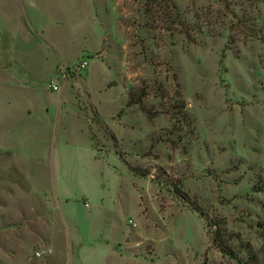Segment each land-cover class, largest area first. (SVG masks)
<instances>
[{
	"label": "rangeland",
	"instance_id": "rangeland-1",
	"mask_svg": "<svg viewBox=\"0 0 264 264\" xmlns=\"http://www.w3.org/2000/svg\"><path fill=\"white\" fill-rule=\"evenodd\" d=\"M172 1L0 0V264H264V0Z\"/></svg>",
	"mask_w": 264,
	"mask_h": 264
},
{
	"label": "trees",
	"instance_id": "trees-1",
	"mask_svg": "<svg viewBox=\"0 0 264 264\" xmlns=\"http://www.w3.org/2000/svg\"><path fill=\"white\" fill-rule=\"evenodd\" d=\"M145 12L149 16L152 28L173 31L176 29V26H181V14L177 5L172 0H146ZM130 103H133L132 99L130 100ZM132 172H135V170L133 169ZM175 192L186 201L190 200L188 195L182 190L177 188L175 189ZM192 207L195 211L202 214L195 204H192Z\"/></svg>",
	"mask_w": 264,
	"mask_h": 264
},
{
	"label": "built area",
	"instance_id": "built-area-1",
	"mask_svg": "<svg viewBox=\"0 0 264 264\" xmlns=\"http://www.w3.org/2000/svg\"><path fill=\"white\" fill-rule=\"evenodd\" d=\"M87 61L86 60H83L82 62L80 63H77L75 66L73 67H66L64 68V71L65 73H72V74H76V75H82L85 70H86V67H87ZM53 90L57 91L58 90V86H53L52 87Z\"/></svg>",
	"mask_w": 264,
	"mask_h": 264
},
{
	"label": "crops",
	"instance_id": "crops-1",
	"mask_svg": "<svg viewBox=\"0 0 264 264\" xmlns=\"http://www.w3.org/2000/svg\"><path fill=\"white\" fill-rule=\"evenodd\" d=\"M59 89V88H58Z\"/></svg>",
	"mask_w": 264,
	"mask_h": 264
}]
</instances>
